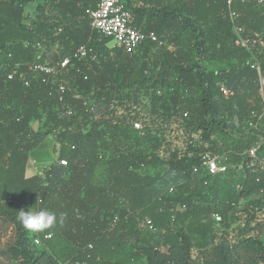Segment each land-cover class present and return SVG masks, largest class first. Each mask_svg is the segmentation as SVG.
Listing matches in <instances>:
<instances>
[{"label":"trees","instance_id":"1","mask_svg":"<svg viewBox=\"0 0 264 264\" xmlns=\"http://www.w3.org/2000/svg\"><path fill=\"white\" fill-rule=\"evenodd\" d=\"M99 2L0 0V63L33 61L36 43L45 56L55 48L60 62L72 59L29 87L0 72V219L15 231L10 256L24 264H264V163L250 167L249 157L264 134L249 122L263 104L259 71L248 64L256 58L264 72V1L126 0L130 25L158 37L133 53L93 30L86 10ZM85 44L95 60L74 57ZM42 120L44 130L34 129ZM51 135L58 160L28 176L31 154ZM206 152L226 155L228 171L194 174ZM29 208L54 213V227L26 232L16 217ZM46 233L53 239L36 245Z\"/></svg>","mask_w":264,"mask_h":264},{"label":"built area","instance_id":"2","mask_svg":"<svg viewBox=\"0 0 264 264\" xmlns=\"http://www.w3.org/2000/svg\"><path fill=\"white\" fill-rule=\"evenodd\" d=\"M237 0H226L228 5H232ZM263 2L264 0H259ZM86 13L92 19V28L99 35L110 38L114 42V45L125 49L128 53L136 52V50L146 41L151 40L153 42L158 41V37L154 33L146 34L140 29L134 28L130 25V11L126 8V0H100L96 8H88ZM233 17L236 14L233 12ZM235 33L238 37L237 44L245 46L246 42L241 37V29L235 28ZM35 49V57L33 61L25 63L22 65L20 63L11 64L10 62L0 63V72L9 71L7 73V79L13 80L16 77L22 79L25 85L29 87L34 80H39L42 82H47L48 78L54 76L58 70L56 65H52L47 61H44L45 49L42 44L36 43L33 45ZM10 59L12 55L8 56ZM77 59L92 58L95 60L96 55L92 46L85 44L80 46L74 55ZM72 62V59L67 57L60 62L61 68L68 67ZM253 69H257L260 74V89L259 95L263 104V113L260 114L256 121H250L249 126L252 129H257L260 132L262 127L264 128V72L261 69V65L256 58H253L248 62ZM25 67V69H24ZM87 79V77H85ZM220 91L223 95L228 98L233 95V92L228 89L225 85H221ZM66 92L65 86L60 85L57 89V93L60 97H63ZM187 116V114H185ZM134 128L141 131L143 125L141 122H135ZM264 131V130H263ZM264 133V132H263ZM264 140V134L255 146L250 148L249 157L251 158L250 167H253L257 163H264V159L258 157V150L262 145ZM227 157L223 154H215L206 152L201 155V164L195 166L193 169L194 174L200 172H206L211 178L224 174L228 171V164L226 163ZM61 165H67V161H60ZM210 181H205L204 184L207 185ZM175 188L170 187L169 193H174ZM215 218H219L218 215H214ZM147 225L150 229L152 223L150 220L147 221ZM53 239L52 233H46L43 237H36L34 243L36 245H41L42 241H50Z\"/></svg>","mask_w":264,"mask_h":264},{"label":"rangeland","instance_id":"3","mask_svg":"<svg viewBox=\"0 0 264 264\" xmlns=\"http://www.w3.org/2000/svg\"><path fill=\"white\" fill-rule=\"evenodd\" d=\"M37 6L32 5L28 9V14H35ZM112 45L114 42L112 41ZM46 61L48 63L58 65L60 62L58 59L57 52L55 48H46ZM231 64H228L229 67ZM44 120L37 121L33 124L34 129L44 130L43 128ZM59 146L55 142L54 135L47 136L46 141L43 143V146L38 150H35L31 154V161L29 168L33 169V173H42L43 169L56 162L58 160ZM31 169V170H32ZM32 174V171L29 172L28 176ZM261 217H264L261 215ZM264 223V221H262ZM15 231L13 225L9 221L0 219V264H21L22 261H17L10 256V249L14 243ZM263 241H264V231H263Z\"/></svg>","mask_w":264,"mask_h":264},{"label":"clouds","instance_id":"4","mask_svg":"<svg viewBox=\"0 0 264 264\" xmlns=\"http://www.w3.org/2000/svg\"><path fill=\"white\" fill-rule=\"evenodd\" d=\"M16 219L26 232L43 233L54 227L57 217L46 209L29 208L18 211Z\"/></svg>","mask_w":264,"mask_h":264},{"label":"crops","instance_id":"5","mask_svg":"<svg viewBox=\"0 0 264 264\" xmlns=\"http://www.w3.org/2000/svg\"><path fill=\"white\" fill-rule=\"evenodd\" d=\"M214 68V67H213ZM41 146H43V144L41 145ZM41 146L39 147V148H41ZM38 148V149H39ZM38 149H36V150H38ZM31 161V160H30ZM32 168L30 167V168H28V174H29V172L30 171H32V174L30 175V176H34V175H37V174H41V173H33L34 171H33V169L31 170ZM43 172V171H42ZM138 264H145V260H141L140 262H138Z\"/></svg>","mask_w":264,"mask_h":264},{"label":"water","instance_id":"6","mask_svg":"<svg viewBox=\"0 0 264 264\" xmlns=\"http://www.w3.org/2000/svg\"><path fill=\"white\" fill-rule=\"evenodd\" d=\"M21 264H24L23 262H21Z\"/></svg>","mask_w":264,"mask_h":264}]
</instances>
